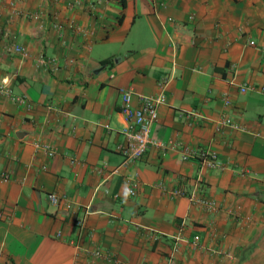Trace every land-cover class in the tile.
<instances>
[{"label":"crops","instance_id":"obj_1","mask_svg":"<svg viewBox=\"0 0 264 264\" xmlns=\"http://www.w3.org/2000/svg\"><path fill=\"white\" fill-rule=\"evenodd\" d=\"M120 90L165 101L158 145L126 166ZM173 248L172 264H264V0H0V264Z\"/></svg>","mask_w":264,"mask_h":264},{"label":"built area","instance_id":"obj_2","mask_svg":"<svg viewBox=\"0 0 264 264\" xmlns=\"http://www.w3.org/2000/svg\"><path fill=\"white\" fill-rule=\"evenodd\" d=\"M15 3L10 2V6L14 8ZM16 11V9H14ZM17 12V11H16ZM19 13V12H18ZM39 15V14H38ZM38 15H34L33 18H39ZM250 45H253V42H250ZM9 51L25 56L26 50L20 45L12 44ZM43 61V56L40 58ZM168 84V80L163 81L162 86L165 88ZM242 92L245 91L244 88L241 89ZM120 113L124 116V120L126 123L125 128L122 133L124 135V141L117 147L118 153L122 157L121 166H126L129 163L135 162L141 159L146 153L147 149L152 146H157L158 144L150 137V128L152 124L157 119V109L160 105L164 104V95L160 94L155 98H144L138 107H133L130 104L131 101V93L128 91L120 90ZM10 99L15 103H24L26 100L22 97H17L14 95H10ZM222 124H230L229 120H225ZM39 147V146H36ZM43 149L48 151L49 154L52 153L49 146H43ZM194 153L189 152L187 149H184V153L182 155V160L185 161ZM204 153L201 154V156ZM207 157V156H206ZM211 160L215 159V156L210 157ZM1 179L4 182L10 180L8 173L1 174ZM170 195L175 196H186V192L180 188H174L172 191L167 192ZM134 190H129V195L133 196ZM47 200L50 204L57 206L61 202L66 201V197L63 195H58L54 192L49 193L47 195ZM190 201H196L206 208H212L213 204L208 202L202 198H195L194 195L189 196ZM89 209L83 213L82 216L78 217L74 221V226L78 229L79 233L84 232L86 228V216L88 214ZM199 240V236H194L193 243H197ZM177 252V248H173L169 254L167 264H172L175 254ZM99 253L97 251L93 252L94 256H97Z\"/></svg>","mask_w":264,"mask_h":264}]
</instances>
